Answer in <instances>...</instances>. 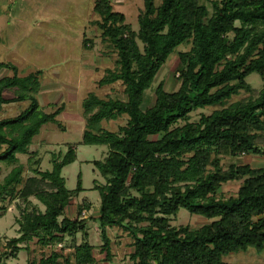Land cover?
I'll return each mask as SVG.
<instances>
[{"label": "trees", "instance_id": "16d2710c", "mask_svg": "<svg viewBox=\"0 0 264 264\" xmlns=\"http://www.w3.org/2000/svg\"><path fill=\"white\" fill-rule=\"evenodd\" d=\"M93 1L102 42L117 54L115 69L106 70L99 85L121 82L126 97L104 99L91 92L82 101V143L108 148L104 161L93 162L106 180L94 188L101 200L96 220L105 260L112 261L108 229L113 228L132 237L133 264H228L224 258L230 254L263 253L264 169L245 164L224 169L222 161L224 156H264V0H214L213 13L201 0H160V5L144 0L138 32L110 0ZM187 44L191 49L179 53V89L168 92L161 83L154 104H145L163 66ZM3 71L12 75L0 78V164L12 170L0 181V200L25 207L18 205L19 237L8 240L0 259H16L22 244L28 250L37 240L42 249H55L28 264H107L97 260L89 241L90 217L82 213L90 205L79 206L73 218L66 215L73 195L85 191L81 176L73 191L62 176L77 161V151L69 147L64 155H54L50 171L31 167L29 178L19 159L30 154L45 125L65 131L58 120L65 104L53 113L42 110L41 71L20 76L16 65L0 61ZM252 74L263 81L258 96L231 103L242 92H253L247 82ZM7 93L14 96L6 98ZM24 102L29 106L18 116L2 117L4 106ZM208 108L217 109L190 123L191 113ZM125 115L127 125L118 132L103 128L104 121ZM34 156L29 165L39 164ZM236 181H242L237 196L219 199L223 185ZM182 209L213 221L198 229L173 227L171 220Z\"/></svg>", "mask_w": 264, "mask_h": 264}, {"label": "rangeland", "instance_id": "374dc122", "mask_svg": "<svg viewBox=\"0 0 264 264\" xmlns=\"http://www.w3.org/2000/svg\"><path fill=\"white\" fill-rule=\"evenodd\" d=\"M110 1L114 10L123 13L127 23L138 32L139 16L144 10V0ZM212 1L214 0H201V4L208 7L211 13H213ZM156 2L160 5V0ZM93 8V0H0V37L3 40L0 45V61L16 65L20 76L42 70L40 80L44 84V90L41 96L38 95V99L45 113L55 112L56 108L62 104L66 106L64 112L58 117L65 131L55 124L45 125L41 133L35 137L30 154L19 155L21 163L26 168L25 178L33 176L30 171L31 167L44 172L50 171L54 155H64L69 147H73L78 154L77 161L65 167L62 176L70 191L76 189L79 176H81L85 191L79 195H73L66 209V215L73 218L79 206L90 205V211L87 213L90 217L87 232L89 241L94 246V255L97 260L100 262L104 260L107 264H133L130 259L134 252L133 239L128 232L120 228L108 229L112 261L107 262L105 253L101 251L103 241L96 220L101 200L94 188L95 183L103 185L106 180L100 175L93 162L104 161L108 155V148L106 146H86L82 143L83 128L86 125L82 108L84 98L93 92L104 99H126L125 87L121 82L104 87L99 85L106 70L115 69L117 54L109 52L103 44L101 30L96 25L100 18L94 13ZM88 41H91V44H86ZM190 49L191 44L183 45L169 58L152 88L147 92L145 104L148 101L150 105L154 104L155 90L161 83L168 92H175L179 89L178 77L182 68L179 53ZM9 74L12 75L9 71H3L0 78ZM247 82L251 85L253 92H242L239 96L233 97L231 103L249 95L257 97L263 89V81L258 74H252ZM13 96L12 93L6 94V98L9 99ZM28 106V102L6 105L3 108L2 117L14 118ZM216 109L194 111L191 113L190 123L198 124L203 115H210ZM127 122L128 116L125 115L116 121H104L103 128L118 132L121 127L127 125ZM31 153L32 155L36 153L33 162L38 161L39 164L29 165L28 160ZM233 164H245L264 169V156H224L222 161L224 169H228ZM0 168L2 169L0 181H2L10 173L12 167L0 164ZM241 184L242 181H236L223 185L218 198L226 200L236 197ZM32 201L39 209L45 210V207L38 201L35 199ZM18 205L22 209L25 207L21 201L0 200V244L19 237L17 219L21 216V210ZM212 221L202 216L192 215L182 209L176 218H172L171 225L177 228L189 226L190 229H198ZM83 237L84 233L78 234L77 243L80 244ZM26 245H21L23 250L16 259L3 257L0 259V264H28L32 260L50 256L55 249H42L37 244V240L28 245V250L25 249ZM71 249H68L66 253L73 251ZM224 260L228 264H264V252L259 254L256 250L249 249L247 252L230 254Z\"/></svg>", "mask_w": 264, "mask_h": 264}, {"label": "built area", "instance_id": "2783aa9c", "mask_svg": "<svg viewBox=\"0 0 264 264\" xmlns=\"http://www.w3.org/2000/svg\"><path fill=\"white\" fill-rule=\"evenodd\" d=\"M87 211H84L83 213H82V216L84 217V218H87L88 216H87ZM7 243H4V244H0V253H4L7 249V245H6ZM60 248H62V246L60 245Z\"/></svg>", "mask_w": 264, "mask_h": 264}, {"label": "crops", "instance_id": "0c3cea01", "mask_svg": "<svg viewBox=\"0 0 264 264\" xmlns=\"http://www.w3.org/2000/svg\"><path fill=\"white\" fill-rule=\"evenodd\" d=\"M1 45V44H0ZM2 62V61H1ZM38 71H42V70H38ZM42 74H43V72H42ZM29 75V74H28ZM42 77V76H41ZM41 84H42V88H41V91H40V93H39V95L41 96V93H43L42 91L44 90V84H43V82H42V80H41ZM52 85V84H51ZM53 85H57V84H53ZM85 99V98H84ZM86 126V125H85ZM85 126H84V128H83V132H84V129H85ZM99 216V215H98ZM97 216V217H98Z\"/></svg>", "mask_w": 264, "mask_h": 264}]
</instances>
